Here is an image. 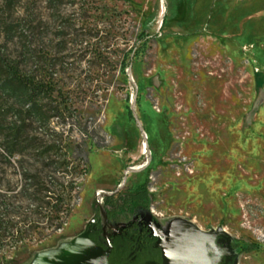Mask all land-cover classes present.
<instances>
[{"label": "rangeland", "instance_id": "1", "mask_svg": "<svg viewBox=\"0 0 264 264\" xmlns=\"http://www.w3.org/2000/svg\"><path fill=\"white\" fill-rule=\"evenodd\" d=\"M8 2L0 22L17 30L1 43L54 90L40 101L54 117L26 115L23 144L59 150L8 161L0 148V222L17 224L0 230V264H36L95 221L108 255L140 222L163 264H190L209 236L258 246L232 264H264V0ZM21 165L64 190L59 216L22 194ZM143 185L148 210L124 204Z\"/></svg>", "mask_w": 264, "mask_h": 264}, {"label": "trees", "instance_id": "2", "mask_svg": "<svg viewBox=\"0 0 264 264\" xmlns=\"http://www.w3.org/2000/svg\"><path fill=\"white\" fill-rule=\"evenodd\" d=\"M46 1L55 4L58 0ZM14 4L15 0H9L7 6L12 10ZM164 21L165 18L163 19V24ZM16 30L17 28L13 23L0 22V135L3 140V144H0V148L3 150L1 156L8 161L14 157L32 154L35 156L38 154V156L40 155L46 159V157L59 150L58 146L55 144H23L24 136L27 132L24 117L28 115L32 117L33 122L47 124L54 116H48L45 107L41 105L40 101L43 99L42 97H50L54 90L42 78L38 79L36 76L25 72L21 61L22 54L13 56L7 53L5 49L8 44L7 39L11 36L13 40L12 34ZM2 37L7 38L4 43H1ZM10 109H15L17 115L13 124H7ZM66 164L61 163V169L68 167ZM21 167L22 169L24 168L23 165ZM45 167L49 169L51 165L46 163ZM40 173L38 170L34 174H30L26 169L22 170L25 181L31 182V184L21 189L22 194L26 195L30 189H33V192L28 194L38 197L37 205L42 207L41 210L45 209L48 214L59 216L63 212L65 205L64 190H61L58 194L53 192L51 190L52 185H50L52 182H48L47 176H41ZM73 185H75V182H73ZM75 189L76 187L72 188V191ZM123 201L124 204L134 203L137 208L148 210L149 195L147 193V185L139 187L134 194L125 196ZM0 206L3 210L9 212L10 207L7 203L2 202ZM95 224L92 225V228L94 225H98L96 221ZM4 225L11 228L16 226L17 228V224L11 226L9 223L0 222V230H6ZM92 228L89 229L91 231V240L107 250L106 245L101 242L99 234ZM111 243L112 251L108 255L109 264H144L148 261H156L159 264H163V252L158 237L152 234L148 226L143 223L134 222L127 225L119 235L111 238ZM229 246L233 247L228 251L231 258L236 253L258 249L255 244L239 241H229Z\"/></svg>", "mask_w": 264, "mask_h": 264}, {"label": "water", "instance_id": "3", "mask_svg": "<svg viewBox=\"0 0 264 264\" xmlns=\"http://www.w3.org/2000/svg\"><path fill=\"white\" fill-rule=\"evenodd\" d=\"M90 233L87 230L78 235L61 251L41 255L36 264H109L108 251L92 241ZM194 256L190 264H228L232 260L211 236L204 238ZM144 264L159 263L148 261Z\"/></svg>", "mask_w": 264, "mask_h": 264}, {"label": "bare ground", "instance_id": "4", "mask_svg": "<svg viewBox=\"0 0 264 264\" xmlns=\"http://www.w3.org/2000/svg\"><path fill=\"white\" fill-rule=\"evenodd\" d=\"M164 12H165V7L163 6V7H162V14H161V17L163 16ZM161 22H162V19L160 20V24H161Z\"/></svg>", "mask_w": 264, "mask_h": 264}, {"label": "flooded vegetation", "instance_id": "5", "mask_svg": "<svg viewBox=\"0 0 264 264\" xmlns=\"http://www.w3.org/2000/svg\"><path fill=\"white\" fill-rule=\"evenodd\" d=\"M223 260H225V258ZM228 264H232V260Z\"/></svg>", "mask_w": 264, "mask_h": 264}, {"label": "built area", "instance_id": "6", "mask_svg": "<svg viewBox=\"0 0 264 264\" xmlns=\"http://www.w3.org/2000/svg\"><path fill=\"white\" fill-rule=\"evenodd\" d=\"M100 195V194H99Z\"/></svg>", "mask_w": 264, "mask_h": 264}]
</instances>
